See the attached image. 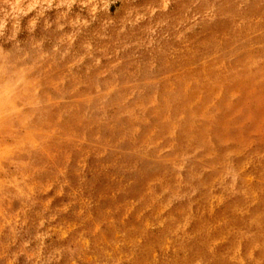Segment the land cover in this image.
Returning <instances> with one entry per match:
<instances>
[{
	"label": "rangeland",
	"instance_id": "1",
	"mask_svg": "<svg viewBox=\"0 0 264 264\" xmlns=\"http://www.w3.org/2000/svg\"><path fill=\"white\" fill-rule=\"evenodd\" d=\"M0 264H264V0H0Z\"/></svg>",
	"mask_w": 264,
	"mask_h": 264
}]
</instances>
